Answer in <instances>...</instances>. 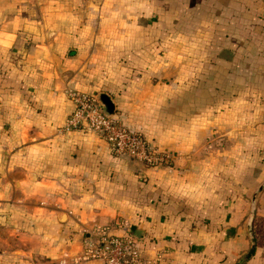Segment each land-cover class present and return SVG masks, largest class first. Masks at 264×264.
Listing matches in <instances>:
<instances>
[{
	"label": "crops",
	"instance_id": "1",
	"mask_svg": "<svg viewBox=\"0 0 264 264\" xmlns=\"http://www.w3.org/2000/svg\"><path fill=\"white\" fill-rule=\"evenodd\" d=\"M71 91L172 159L63 129ZM0 175V264H105L98 227L146 264H235L252 235L264 264V1L0 0Z\"/></svg>",
	"mask_w": 264,
	"mask_h": 264
},
{
	"label": "built area",
	"instance_id": "2",
	"mask_svg": "<svg viewBox=\"0 0 264 264\" xmlns=\"http://www.w3.org/2000/svg\"><path fill=\"white\" fill-rule=\"evenodd\" d=\"M73 110L62 126L65 130L93 131L108 143L111 152L120 157H129L147 165L168 163L173 154L161 149L142 132L127 127L114 111L94 94L71 91ZM84 255L96 257L105 264H146L142 249L133 232L111 233L98 227L85 245Z\"/></svg>",
	"mask_w": 264,
	"mask_h": 264
},
{
	"label": "water",
	"instance_id": "3",
	"mask_svg": "<svg viewBox=\"0 0 264 264\" xmlns=\"http://www.w3.org/2000/svg\"><path fill=\"white\" fill-rule=\"evenodd\" d=\"M99 100L106 106L108 107L109 105H111V100L110 98L105 95V94H102L100 97H99ZM0 182H1V175H0ZM64 216V213L61 214V217ZM139 229H137L135 232H134V235L136 237H140V233H139ZM254 249V238L252 237L251 235V247L249 249V251L242 257L240 258L235 264H239L243 259H245L246 257L249 256V254L253 251Z\"/></svg>",
	"mask_w": 264,
	"mask_h": 264
},
{
	"label": "rangeland",
	"instance_id": "4",
	"mask_svg": "<svg viewBox=\"0 0 264 264\" xmlns=\"http://www.w3.org/2000/svg\"><path fill=\"white\" fill-rule=\"evenodd\" d=\"M264 1V0H263ZM111 100V99H110ZM111 103H112V101H111ZM110 106V105H109ZM135 130H138V129H135ZM83 131H87V130H83ZM138 131H140V130H138ZM141 132V131H140ZM2 188V186L0 185V189Z\"/></svg>",
	"mask_w": 264,
	"mask_h": 264
},
{
	"label": "trees",
	"instance_id": "5",
	"mask_svg": "<svg viewBox=\"0 0 264 264\" xmlns=\"http://www.w3.org/2000/svg\"><path fill=\"white\" fill-rule=\"evenodd\" d=\"M107 109L109 108V106L108 107H106ZM130 231V230H129ZM133 232V231H132ZM139 245V244H138ZM139 247L141 248V246L139 245ZM142 249V248H141Z\"/></svg>",
	"mask_w": 264,
	"mask_h": 264
}]
</instances>
